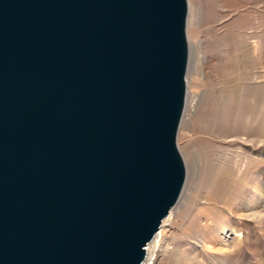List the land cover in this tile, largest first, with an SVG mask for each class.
Returning <instances> with one entry per match:
<instances>
[{"label": "water", "instance_id": "1", "mask_svg": "<svg viewBox=\"0 0 264 264\" xmlns=\"http://www.w3.org/2000/svg\"><path fill=\"white\" fill-rule=\"evenodd\" d=\"M188 0H0V264H144L188 173Z\"/></svg>", "mask_w": 264, "mask_h": 264}, {"label": "rangeland", "instance_id": "2", "mask_svg": "<svg viewBox=\"0 0 264 264\" xmlns=\"http://www.w3.org/2000/svg\"><path fill=\"white\" fill-rule=\"evenodd\" d=\"M188 2V179L145 264H264V0Z\"/></svg>", "mask_w": 264, "mask_h": 264}, {"label": "bare ground", "instance_id": "3", "mask_svg": "<svg viewBox=\"0 0 264 264\" xmlns=\"http://www.w3.org/2000/svg\"><path fill=\"white\" fill-rule=\"evenodd\" d=\"M189 121H190V122L192 121L191 118H190ZM183 195H184V193H183ZM182 198H183V196H182ZM182 198H181V200H182ZM181 200H180V202H181ZM180 202H179V204H180ZM179 204H178V205H179ZM178 205H177V206H178ZM177 206H176V207H177ZM176 207H175V208H176ZM175 208L172 210L173 212H174ZM172 211H171V213L173 214ZM171 213H170V215L172 216ZM170 215H169V216H170ZM168 218H169V217H168ZM168 218H167V219H168ZM167 219H166V220H167ZM166 220H165V221H166ZM165 221H164V222H165ZM164 222H163V223H164ZM158 237H159V236H158V234H157V236L155 237V239L153 240V242L150 243L151 245L149 244V245H150V248L156 244V241H157ZM149 245H148V246H149ZM148 246H147V248H148ZM150 248H149V250H150ZM149 250H148V251H149ZM147 255H148V252H147ZM150 257H151V251H149L148 262L150 261ZM146 260H147V259H146ZM145 262H146V261H145ZM144 264H145V263H144ZM147 264H148V263H147Z\"/></svg>", "mask_w": 264, "mask_h": 264}]
</instances>
